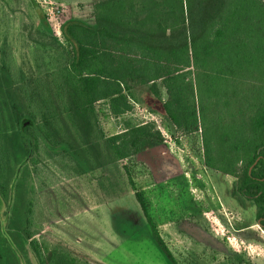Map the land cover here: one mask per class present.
Instances as JSON below:
<instances>
[{
  "label": "trees",
  "instance_id": "1",
  "mask_svg": "<svg viewBox=\"0 0 264 264\" xmlns=\"http://www.w3.org/2000/svg\"><path fill=\"white\" fill-rule=\"evenodd\" d=\"M61 32L70 50L37 77H19L2 48L0 264H90L35 238L33 191L23 193L27 162L36 164L29 155L44 145L85 174L102 157L120 162L162 144L151 122L126 123L112 136L100 128L95 106L105 102L111 116L124 115L142 86L176 130L202 126L206 165L237 179L264 231V0H99L93 23L69 19ZM135 198L153 240L178 264L142 195Z\"/></svg>",
  "mask_w": 264,
  "mask_h": 264
},
{
  "label": "rangeland",
  "instance_id": "2",
  "mask_svg": "<svg viewBox=\"0 0 264 264\" xmlns=\"http://www.w3.org/2000/svg\"><path fill=\"white\" fill-rule=\"evenodd\" d=\"M98 1L0 0V56L6 48L19 77L55 70L70 50L62 24L73 18L93 23ZM136 96L133 109L119 117L98 103L100 128L112 136L126 123L151 122L162 144L120 162L102 157L101 167L85 174L68 155L44 145L30 152L36 164L27 162L23 193L26 199L33 191L35 238L61 244L90 264H172L151 236L138 192L178 264H264L256 208L238 193L234 176L206 165V131L200 124L188 135L176 130L148 86L139 87ZM212 156L218 166L217 153Z\"/></svg>",
  "mask_w": 264,
  "mask_h": 264
},
{
  "label": "water",
  "instance_id": "3",
  "mask_svg": "<svg viewBox=\"0 0 264 264\" xmlns=\"http://www.w3.org/2000/svg\"><path fill=\"white\" fill-rule=\"evenodd\" d=\"M29 124H30V122H28V121L23 122V126H27Z\"/></svg>",
  "mask_w": 264,
  "mask_h": 264
}]
</instances>
